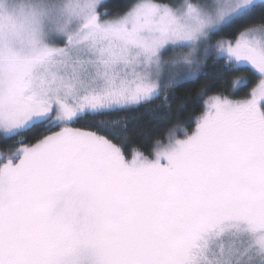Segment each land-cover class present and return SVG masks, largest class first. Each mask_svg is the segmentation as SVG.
Returning <instances> with one entry per match:
<instances>
[{"label": "snow or ice", "instance_id": "obj_1", "mask_svg": "<svg viewBox=\"0 0 264 264\" xmlns=\"http://www.w3.org/2000/svg\"><path fill=\"white\" fill-rule=\"evenodd\" d=\"M209 60L231 93L130 146ZM0 264H264V0H0Z\"/></svg>", "mask_w": 264, "mask_h": 264}, {"label": "trees", "instance_id": "obj_2", "mask_svg": "<svg viewBox=\"0 0 264 264\" xmlns=\"http://www.w3.org/2000/svg\"><path fill=\"white\" fill-rule=\"evenodd\" d=\"M123 0H108L109 5L122 3ZM104 9H102L103 11ZM246 75V73H241ZM230 77L221 75V66L209 60L202 68L199 79L185 83L168 91V102L162 104L161 99L129 112L111 114L112 118L127 120L131 135L130 146L139 147L145 154L151 149L154 140L166 136V130L175 129L179 133L191 131L194 127L195 117L205 106V102L216 95L222 88L231 93L226 81ZM246 90L237 92L233 98H241ZM205 95L201 98V93ZM130 149L126 147V151Z\"/></svg>", "mask_w": 264, "mask_h": 264}]
</instances>
